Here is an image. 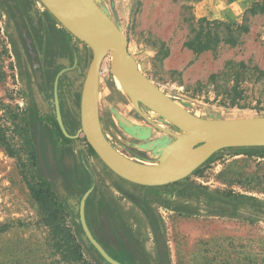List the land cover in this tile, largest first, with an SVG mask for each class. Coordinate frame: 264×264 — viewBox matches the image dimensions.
<instances>
[{"label": "rangeland", "instance_id": "1", "mask_svg": "<svg viewBox=\"0 0 264 264\" xmlns=\"http://www.w3.org/2000/svg\"><path fill=\"white\" fill-rule=\"evenodd\" d=\"M6 1L0 0V264H102L80 219L88 187L102 188L116 200L130 227L143 237L149 264H264V155L223 148L175 183L145 186L109 169L83 142L80 127L70 143L90 179L80 182V193L73 197L54 189V154L48 147L52 139L36 124L37 113L29 106V70ZM34 1L41 11V2ZM260 1L99 3L121 27L128 51L153 84L197 116L233 118L264 115ZM98 85L99 121L107 141L128 158L155 162L159 147L153 155L146 144L162 136L169 140L163 129L178 130L141 103L139 112L115 88L108 58L101 63ZM118 113L148 134L143 139L126 134ZM37 140L49 179L40 167ZM80 147L84 161L79 159ZM125 192L142 201L138 204ZM141 204L147 208H137ZM151 215L165 251L161 262Z\"/></svg>", "mask_w": 264, "mask_h": 264}, {"label": "water", "instance_id": "2", "mask_svg": "<svg viewBox=\"0 0 264 264\" xmlns=\"http://www.w3.org/2000/svg\"><path fill=\"white\" fill-rule=\"evenodd\" d=\"M54 17L92 50L80 100V131L99 158L118 176L140 185L159 186L173 183L189 175L214 152L227 147L264 146V115L233 118L200 117L183 108L138 68L127 48V38L100 5L99 0H40ZM112 52L110 71L125 86L124 94L139 111V103L168 121L178 132L163 129L171 135L158 148L155 162H139L117 151L105 138L98 113V76L108 51ZM61 124V123H60ZM63 129V126L61 124ZM64 133L68 135L63 129ZM40 167L42 161L37 140ZM83 200L80 219L91 244L112 264L111 258L93 238L84 219Z\"/></svg>", "mask_w": 264, "mask_h": 264}, {"label": "flooded vegetation", "instance_id": "3", "mask_svg": "<svg viewBox=\"0 0 264 264\" xmlns=\"http://www.w3.org/2000/svg\"><path fill=\"white\" fill-rule=\"evenodd\" d=\"M6 2L17 29L21 54L25 57L29 70V77L26 78L29 80L25 82L28 96L31 97L29 106L31 105L37 113L36 124L52 139V145L48 147L54 154L51 162L56 170V175L52 178L53 187L56 190L60 187L66 197H73L80 193V182L85 183L90 179L88 172L78 159L76 160L70 140L81 127L80 100L91 49L67 30L41 1V11L36 8L34 0ZM112 82L119 90L113 75ZM150 112L156 113L151 109ZM117 115L125 125L123 130L126 134L137 139H143L148 134V129L134 125L120 113ZM158 118L166 123L162 117ZM60 123L68 135L64 133ZM82 140L90 148L84 134ZM166 141L168 138L162 136L146 146L155 155V147L163 145ZM77 149L81 153L79 159L83 160L85 152L81 147ZM90 189L88 187L83 192V198L89 193V198L85 201L84 217L100 247L121 264H149V253L144 246L143 237L130 227L124 217L125 212L120 209L116 200L102 188ZM124 196L133 199L129 193L125 192ZM133 200L138 204L142 201ZM137 208L147 207L141 204L137 205ZM154 222L155 216L151 215L152 235L157 241L155 253L158 262H161L164 260L165 251L158 232L152 226ZM94 252L100 257L102 264H112L96 248Z\"/></svg>", "mask_w": 264, "mask_h": 264}, {"label": "trees", "instance_id": "4", "mask_svg": "<svg viewBox=\"0 0 264 264\" xmlns=\"http://www.w3.org/2000/svg\"><path fill=\"white\" fill-rule=\"evenodd\" d=\"M263 2H264V0H261L260 2H256V5H263ZM227 149L243 151V152H245V154L264 155V146L229 147ZM173 183H175V182H173ZM42 184L45 185V186H48L47 181L45 179H43V178H42ZM166 185H168V184H166ZM45 189L47 190V192H49L48 188H45ZM178 211L179 212H187L188 210H183V209L179 208Z\"/></svg>", "mask_w": 264, "mask_h": 264}, {"label": "bare ground", "instance_id": "5", "mask_svg": "<svg viewBox=\"0 0 264 264\" xmlns=\"http://www.w3.org/2000/svg\"><path fill=\"white\" fill-rule=\"evenodd\" d=\"M106 58H108L110 61H111V59H112V52H111V50H109L108 51V53H107V55L104 57V59H106ZM103 59V60H104ZM113 76H114V78L116 77V79L118 80V82H116L117 83V85H118V87H119V89L123 92V91H125V86L123 85V83H122V81L116 76V75H114V74H112ZM166 94V93H165ZM167 95V94H166ZM168 96V95H167ZM169 97V96H168ZM152 110V109H151ZM154 111V110H153ZM155 112V111H154ZM122 119V118H121ZM166 120V119H165ZM122 121H124L123 119H122ZM167 121V120H166ZM125 123H126V121H124ZM168 122V121H167ZM166 143H167V141H166ZM163 145H165V144H163ZM163 145H161V146H163ZM161 146H158L159 148L161 147Z\"/></svg>", "mask_w": 264, "mask_h": 264}, {"label": "crops", "instance_id": "6", "mask_svg": "<svg viewBox=\"0 0 264 264\" xmlns=\"http://www.w3.org/2000/svg\"><path fill=\"white\" fill-rule=\"evenodd\" d=\"M99 2H100V0H99ZM105 10V9H104ZM106 11V10H105ZM107 12V11H106ZM113 19V18H112Z\"/></svg>", "mask_w": 264, "mask_h": 264}]
</instances>
